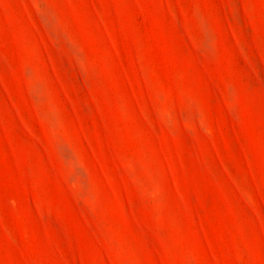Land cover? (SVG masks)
I'll return each instance as SVG.
<instances>
[{
  "label": "rangeland",
  "instance_id": "obj_1",
  "mask_svg": "<svg viewBox=\"0 0 264 264\" xmlns=\"http://www.w3.org/2000/svg\"><path fill=\"white\" fill-rule=\"evenodd\" d=\"M0 264H264V0H0Z\"/></svg>",
  "mask_w": 264,
  "mask_h": 264
}]
</instances>
